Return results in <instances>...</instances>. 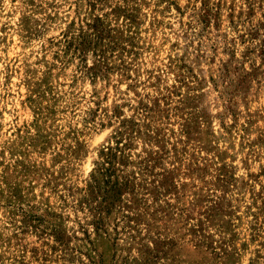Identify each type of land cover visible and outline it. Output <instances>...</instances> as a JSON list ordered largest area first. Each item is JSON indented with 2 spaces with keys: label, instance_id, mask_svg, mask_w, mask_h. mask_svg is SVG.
<instances>
[{
  "label": "rangeland",
  "instance_id": "obj_1",
  "mask_svg": "<svg viewBox=\"0 0 264 264\" xmlns=\"http://www.w3.org/2000/svg\"><path fill=\"white\" fill-rule=\"evenodd\" d=\"M0 264H264V0H0Z\"/></svg>",
  "mask_w": 264,
  "mask_h": 264
},
{
  "label": "trees",
  "instance_id": "obj_2",
  "mask_svg": "<svg viewBox=\"0 0 264 264\" xmlns=\"http://www.w3.org/2000/svg\"><path fill=\"white\" fill-rule=\"evenodd\" d=\"M117 134H123L122 130H118ZM116 146H109L108 151L101 150V156L102 160L97 162L98 168L103 175L102 180L103 183L100 182V180L96 177H94V184L92 188V194L94 199H97L99 194H103L104 201H108L109 199L112 200V202H115V200L118 199L123 194L124 189L127 186V182H120L117 177L115 180H112V177L115 176L116 173V163L118 158V151L119 149V143L120 141H116ZM104 206L102 204H97L96 209L97 210H103ZM99 221V220H98Z\"/></svg>",
  "mask_w": 264,
  "mask_h": 264
}]
</instances>
